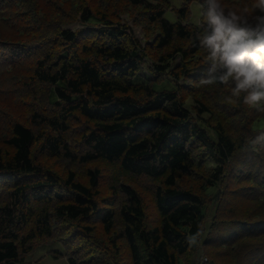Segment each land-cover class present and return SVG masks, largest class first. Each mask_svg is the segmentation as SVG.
Wrapping results in <instances>:
<instances>
[{
	"label": "trees",
	"instance_id": "trees-1",
	"mask_svg": "<svg viewBox=\"0 0 264 264\" xmlns=\"http://www.w3.org/2000/svg\"><path fill=\"white\" fill-rule=\"evenodd\" d=\"M67 1L83 22L74 30L52 25L63 15V7H41L38 0H0V47L9 50L0 60V75L14 60L34 54L29 76L44 84L50 105L30 111L32 124L13 121L5 138L9 148L0 151V174L8 177L0 184L10 187L8 197L0 203V264H40L25 260L23 253L34 237H54L56 218L75 221L72 235L77 236L92 230L91 225L78 222L92 214L99 215L104 230L112 225L111 202L101 208L96 198L99 168L87 169V182L75 178L72 169L59 177L34 162L36 149L80 162L100 157L127 171L158 177L161 184L154 190L158 224L144 225L137 193L131 186L119 184L125 199L119 206L122 227L115 236L125 239L132 264H179L178 254L188 249L190 237L198 235L201 228L206 196L201 190L209 188L207 197H216L225 165L239 147L222 119L203 115L210 111L203 102L193 104L192 112L177 93V77L187 69L184 61L203 50L192 43L199 28L183 21L189 0L177 7L174 19L165 15L168 0H119L139 6L147 20L157 23V47L169 44L174 37L184 39L171 51L161 52L159 61L154 62L160 75L168 71V86L137 71L141 57L138 43L112 24L102 4ZM46 16L49 25L43 28L41 22L35 25L22 20ZM1 24H15L17 34L33 37L19 42L4 34ZM42 29L46 31L37 34ZM176 54L182 59L170 66ZM201 62L206 65L204 58ZM68 120L82 123L79 137L84 146L78 151L64 136ZM254 143L251 149L258 148ZM199 155L213 162L206 174L199 175L201 190L178 185L176 178L190 175ZM243 162L247 178L256 182L254 173H249L257 169L255 162ZM257 183L264 192V180ZM224 235L217 234L216 242H227L222 240ZM54 250L53 255L61 253V248ZM66 258L69 264H91L94 260L88 254L80 258L67 254Z\"/></svg>",
	"mask_w": 264,
	"mask_h": 264
},
{
	"label": "rangeland",
	"instance_id": "rangeland-1",
	"mask_svg": "<svg viewBox=\"0 0 264 264\" xmlns=\"http://www.w3.org/2000/svg\"><path fill=\"white\" fill-rule=\"evenodd\" d=\"M83 1L102 4V8L109 12L108 14L111 16L109 18L114 21L112 24L123 28L129 36L136 40L141 51L137 71L143 73L146 78H156L162 81L160 85H170L171 82L167 77L168 71L160 75L155 70L154 62L159 61L158 56L161 52L171 51L177 42H184V39L179 41L174 37L169 44L157 47V23L147 20L139 6L119 0ZM38 2L41 7H63V15L58 19V22L55 21L52 25L71 30L82 26L83 22L80 20L78 11L72 10L74 7H71L69 1L38 0ZM182 3L183 0H168L165 15L170 19L176 18V9ZM185 3H187L188 13L183 21L199 28L200 16L197 0H189ZM225 3L226 5L247 7L251 4V0H225ZM46 18L49 17L46 16L44 19L26 17L22 20L35 25L41 22L43 28L49 25ZM1 28L4 34L10 38L18 39L19 42H26V37H33L29 33L26 36L17 34L15 24L9 27L1 24ZM45 31L42 29L37 34H42ZM6 55H9L8 48L0 47V60ZM33 56L34 54L31 57L14 60L11 62L12 67L0 75V151L9 148L5 138L10 134L9 128L13 121L30 123L31 110L50 107L45 99L44 84L29 76L32 70ZM188 56L189 61H184L186 71L177 77V93L184 98V103L188 107L190 106L192 112H195V109L192 108L193 104L198 101L203 102L210 109L203 115L206 118L222 119L228 132L239 142V147L230 155L225 165L224 176L216 185L214 199L207 197L209 188L201 190L199 186L201 179L199 175L206 174L213 165V162L204 158L203 155L195 157V161L198 163L195 164L190 175L176 178L178 185L201 190L206 195L200 231L195 237H190L188 249L178 254V263L264 264V199L260 200L264 192L261 193L257 183L258 180H264V110L257 111L255 107L244 103L243 94L239 97L232 96L231 81L228 85L199 84L198 77L210 66L206 64L207 53L202 50V52L197 51ZM201 58L205 59V66L202 65ZM181 59L176 54L170 61V66L178 64ZM5 65L9 66V63ZM68 123L69 127L64 132V136L71 148L78 151L80 146H84L79 137L82 123L76 120H68ZM255 141L256 143H254ZM253 143L258 144V148L251 149L250 146ZM83 148L81 147V150ZM34 153V162L42 168L55 171L59 177H64L65 171L72 169L75 178L87 182V169L99 168L96 198L101 208L107 206L106 202H111L109 205L114 208V215L111 228L107 231L104 230L99 215L92 214L88 218L79 219V225L92 226L88 235L80 236L72 235L75 221L56 218L53 220L55 224L54 237H34L29 242V250L23 253L24 259L39 261L40 264H69L66 258L67 254L76 258L88 254L93 255L94 260L91 264H132L125 239L115 236V233L122 227L119 206L125 199L122 189H119V184L129 185L135 190L144 210V225L151 227L158 224L160 217L154 200L155 187L161 184L159 178L127 171L117 163H109L100 157L80 162L62 155L41 153L38 149ZM243 161L255 162L257 169L248 172L254 173L256 182L249 181L247 178L243 171ZM7 178L6 175L0 174V181ZM9 189L10 187L7 188L6 185L0 184V203L8 197ZM252 228H255L256 231H251ZM224 233L227 234L224 235ZM217 234L224 235L222 240L227 242L217 243ZM57 248H61V253L53 255L54 249Z\"/></svg>",
	"mask_w": 264,
	"mask_h": 264
},
{
	"label": "clouds",
	"instance_id": "clouds-1",
	"mask_svg": "<svg viewBox=\"0 0 264 264\" xmlns=\"http://www.w3.org/2000/svg\"><path fill=\"white\" fill-rule=\"evenodd\" d=\"M200 23L192 43L207 53L201 85H228L231 95L264 110V0L247 7L197 0Z\"/></svg>",
	"mask_w": 264,
	"mask_h": 264
}]
</instances>
